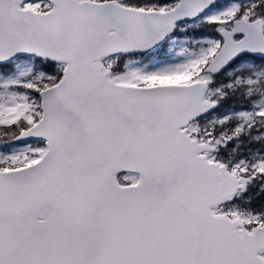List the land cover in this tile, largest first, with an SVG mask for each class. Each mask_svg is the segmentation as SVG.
Returning a JSON list of instances; mask_svg holds the SVG:
<instances>
[{"label":"snow or ice","instance_id":"obj_1","mask_svg":"<svg viewBox=\"0 0 264 264\" xmlns=\"http://www.w3.org/2000/svg\"><path fill=\"white\" fill-rule=\"evenodd\" d=\"M0 264H264V0H0Z\"/></svg>","mask_w":264,"mask_h":264}]
</instances>
